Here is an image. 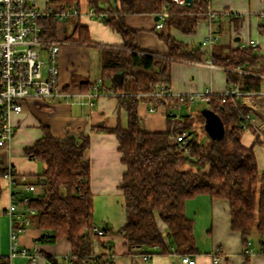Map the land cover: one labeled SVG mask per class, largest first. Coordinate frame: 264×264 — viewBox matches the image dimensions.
I'll use <instances>...</instances> for the list:
<instances>
[{
    "label": "trees",
    "instance_id": "obj_1",
    "mask_svg": "<svg viewBox=\"0 0 264 264\" xmlns=\"http://www.w3.org/2000/svg\"><path fill=\"white\" fill-rule=\"evenodd\" d=\"M209 1L193 0L191 5L181 6L171 0H87L95 17L120 33L124 40L123 49L104 52L102 78L104 88L106 81L111 80L110 87L128 116L127 127L118 124L103 128L116 134L122 161L126 164L118 184L124 198L125 221L117 230L107 224L104 228L110 234L122 235L129 252L153 247H159L162 253L171 251L158 218L166 223L167 235L176 251L182 255L198 251L194 221L187 216L185 206L190 198L207 194L229 201L231 227L241 233L244 246L248 247L252 233L258 232L259 251L264 255V171L259 170L253 146H245L241 141L245 129L240 122L251 110L240 102V96L210 94L208 105L223 121L225 134L221 139L208 135L201 140L193 130L188 140L189 152L181 149L171 137L173 132L193 127L187 117L181 115L174 119L171 111H167L168 128L149 131L144 128L139 113V105L145 101L167 109L179 106V97L144 93L153 92L157 81L169 77L172 58L202 61L203 51L200 46L184 44L171 34H160L169 49L167 57L142 53L138 30L127 24V16L157 15L167 6L169 13L164 23L191 34L196 31L198 21L208 16ZM48 2L79 8L81 0ZM40 23L44 37L57 36V18L48 16ZM67 39L91 41L86 27L79 23ZM211 60L228 68L226 73L231 86L240 84L250 93L264 90V54L257 47H237L226 55L213 54ZM120 71L123 78L118 81L114 75ZM197 118L205 122L202 112ZM43 129L44 135L25 149L26 155L44 164L35 182L42 192L27 203L34 210L29 225L42 230L41 242L56 243L66 238L71 245L69 261L72 264H99V259L93 255L94 194L90 163L85 158L90 135L69 132L59 137L53 135L49 127L43 126ZM259 140L257 135L255 142ZM188 163L192 166L186 167ZM96 240L104 246L101 237ZM47 257L50 264H59L57 258ZM0 264L9 262L0 258Z\"/></svg>",
    "mask_w": 264,
    "mask_h": 264
},
{
    "label": "crops",
    "instance_id": "obj_2",
    "mask_svg": "<svg viewBox=\"0 0 264 264\" xmlns=\"http://www.w3.org/2000/svg\"><path fill=\"white\" fill-rule=\"evenodd\" d=\"M80 9L81 14L76 15L77 23L86 27L91 41L82 43L67 39L60 48V83L66 95L26 101L21 112L11 115L15 128L12 141L9 145L0 146V258L9 264H20V261H17L18 256L10 258L11 232L7 208L12 202L14 187L5 173L12 166L18 173L26 174L30 182H37V175L44 164L26 155L25 149L44 135L43 126L49 127L52 134L59 137L69 132L90 135V146L85 151V158L90 163L95 225L107 224L114 229L116 222L109 211L115 209L116 205L121 207L119 225L125 221L124 198L118 184L126 164L122 161L123 155L116 134L103 128L118 124L127 127V112L112 91L110 79L106 81L107 87H103L101 96L94 98L89 95V84L97 77H102L104 52L123 49L124 40L120 33L104 24L101 18L88 14L90 6L87 0H81ZM209 11L217 12L218 17L201 18L196 31L191 34L165 23L163 27L156 28V15L150 13L132 14L126 18L127 24L138 30V44L142 53L167 57L169 49L160 34H171L184 44L201 47L202 61L172 58L170 75L162 80L168 84L170 95L179 97L194 94V100L206 102L207 107L208 100L202 99V95L209 98L210 94H222L231 87L226 73L228 68L213 63V54L226 55L230 49L249 46L251 40L256 42L255 47L264 54V0H210ZM162 20L164 22V18ZM60 26L61 23L59 29ZM210 32L216 35L217 40L211 46H203L202 41ZM114 78L121 81L123 72H117ZM180 100V105L190 102L188 99ZM239 100L251 110V125L243 131L241 141L245 146H253L259 164L260 160H264V90L249 92L240 96ZM143 106L144 115L139 113L145 118L147 130L163 131L168 128L166 117L156 113L160 105L145 101ZM150 107H155V111L148 117ZM257 135L260 140L255 142ZM41 192L42 188L39 187L38 194ZM99 202L105 207V212H95L96 203ZM19 208L23 212L25 205L20 204ZM185 211L194 221L198 251L189 254L195 259V264H264V255L259 251L260 236L255 235L257 231L252 233L250 244L246 247L242 243L241 233L232 229L230 203L227 199L199 194L187 201ZM158 225L165 234L166 243L171 247L170 252L162 253L159 247L129 252L122 235L106 232L101 237L103 247L99 241H94L93 254L99 259L98 262L109 264H187L182 261V254L175 250L167 235L166 223L158 218ZM42 233V230L29 225L19 235V246L38 252V264H50L48 255L57 258L59 264H68L70 242L66 238L56 243L41 242L39 237ZM215 253L221 256L219 262L213 260ZM111 254L114 257H110ZM24 259L30 264L27 257Z\"/></svg>",
    "mask_w": 264,
    "mask_h": 264
},
{
    "label": "built area",
    "instance_id": "obj_3",
    "mask_svg": "<svg viewBox=\"0 0 264 264\" xmlns=\"http://www.w3.org/2000/svg\"><path fill=\"white\" fill-rule=\"evenodd\" d=\"M171 1L181 6L187 4L186 0ZM88 12L90 16H95L93 9L90 8ZM168 13L167 6L157 13L156 16H159V19L156 20V28L164 26L162 18L167 17ZM80 14V7H63L50 3L48 0L43 5L38 0H0V146L9 145L12 141L15 128L11 121V115L21 112L26 101L31 98L46 99L66 95L60 83L59 68L60 48L66 41L59 39L58 36L55 38L44 37L41 19L48 16L57 18L59 29L61 20ZM208 17L216 18L218 13L209 11ZM216 40V35L210 32L202 41V45L211 46ZM250 45L255 47L256 42L251 40ZM90 85L89 95L91 97L96 98L103 94L104 80L101 76L97 77ZM154 86L153 92L144 93V95H170L169 86L163 80L157 81ZM247 94L249 92H245L240 84L231 86L222 93L224 97ZM179 98H187L192 101L195 99V95L179 96ZM201 98L209 99L206 95H202ZM148 110L155 111V107H150ZM170 115L174 119L181 116L173 112H170ZM240 125L247 129L251 125V116L247 115ZM193 130L195 129H184L171 134V137L179 143L180 148L185 152L190 150L188 140L190 132ZM5 176L14 187L11 194L12 202L7 208L11 232L10 258L23 256L28 258L30 264H38V252H31L27 247H20L19 235L26 229V225L30 224V214L34 210L29 208L27 203L33 197L31 193L38 195L40 185L30 182L26 174L18 173L12 166L8 167ZM20 204L25 205L23 212L19 208ZM104 227V224L94 226L92 233L94 241H96V237H103L106 234ZM49 234L47 233V235ZM110 257H114V254H111ZM145 258L147 259L148 256L146 255ZM181 259L187 264L196 262L189 253L183 254ZM213 260L219 262L220 254L215 253ZM67 262L72 264L70 261ZM99 264H108V262H99Z\"/></svg>",
    "mask_w": 264,
    "mask_h": 264
},
{
    "label": "rangeland",
    "instance_id": "obj_4",
    "mask_svg": "<svg viewBox=\"0 0 264 264\" xmlns=\"http://www.w3.org/2000/svg\"><path fill=\"white\" fill-rule=\"evenodd\" d=\"M47 0H40L39 3H41V5L45 4ZM77 16H71L69 18H65L63 20H61V26H60V29H58V38L61 39V40H64V41H67V36L70 35L74 28H75V25L77 24V19H76ZM76 36V34H75ZM143 104L144 102H141L140 103V106H139V112H142L141 114L144 115L143 113ZM160 108L157 109L156 113L159 114V115H163L164 117H166L167 119V111H171L173 112L174 114H181L185 117H187L186 119L191 122L193 125L192 128L195 129V132L197 134V136L199 138H201V140H205L207 137H208V133L206 132L205 130V123H201L200 121H198V118H197V115L198 113H200L204 108L207 107V104L206 102L200 100V99H196V100H192L190 101L188 104H181L177 107H174L172 106L170 109H167L165 108L164 106L160 105L159 106ZM148 113V117L153 115L154 113L153 112H147ZM143 118V116H142ZM144 119H142V124L144 126V128H146V125H145V122H144ZM166 123V128L168 127V121L166 120L165 121ZM192 165L191 164H186V167H191ZM259 170L260 172H263L264 171V160H260V163H259ZM105 208V207H104ZM100 202L99 204L96 203V207H95V212L96 213H102V212H105L106 209H104ZM112 218L114 219V221L116 222V227L114 228V230H117L119 227H121V223L119 225V222H121V207L119 205H116L115 209L113 210H110L109 211ZM112 227V226H110ZM255 235L259 236L258 232H255ZM20 261V264H28L27 260L24 259L23 256H18L17 257V261Z\"/></svg>",
    "mask_w": 264,
    "mask_h": 264
},
{
    "label": "water",
    "instance_id": "obj_5",
    "mask_svg": "<svg viewBox=\"0 0 264 264\" xmlns=\"http://www.w3.org/2000/svg\"><path fill=\"white\" fill-rule=\"evenodd\" d=\"M186 1L189 5H191L193 2V0ZM156 19H159V16H156ZM201 112L205 117L204 127L208 135L214 139L223 138L225 134V128L220 116L210 107L204 108Z\"/></svg>",
    "mask_w": 264,
    "mask_h": 264
}]
</instances>
